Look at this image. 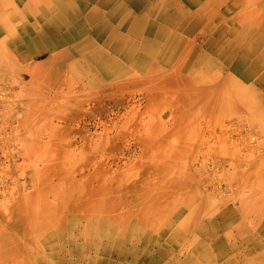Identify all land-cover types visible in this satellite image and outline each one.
Instances as JSON below:
<instances>
[{
    "label": "crops",
    "instance_id": "0c3cea01",
    "mask_svg": "<svg viewBox=\"0 0 264 264\" xmlns=\"http://www.w3.org/2000/svg\"><path fill=\"white\" fill-rule=\"evenodd\" d=\"M9 2L7 10L0 4V53L10 61L0 63V77L27 74L19 127L36 140L54 141V147L27 148L33 159L43 157L38 168L28 164L32 191L15 207L0 201V264H264L260 148L252 149L259 156L243 166L233 187L234 204L206 199L193 184L182 191L173 166L155 188L144 185L133 195L109 183L95 188L76 176L81 159L61 163L73 156L61 147L65 134L56 125L77 121L88 101L84 91L97 89L92 101L120 83L131 65L123 60L110 78L96 71L79 74L77 66L63 63L48 68L52 58H67L66 47L59 48L67 43L82 53L67 51L78 66L84 65L83 54L100 62L94 58L100 53L103 62L122 51L125 57L138 45L133 61L139 72L154 57L156 71L185 69L182 82L203 87L206 107L264 128V0ZM74 25L75 35L66 39ZM51 34L65 40L51 43ZM37 36L42 43H32ZM148 43L156 52L145 54ZM27 66L40 71L29 74ZM52 73L57 74L51 78ZM48 172L60 175L58 182H49Z\"/></svg>",
    "mask_w": 264,
    "mask_h": 264
},
{
    "label": "rangeland",
    "instance_id": "374dc122",
    "mask_svg": "<svg viewBox=\"0 0 264 264\" xmlns=\"http://www.w3.org/2000/svg\"><path fill=\"white\" fill-rule=\"evenodd\" d=\"M76 45L67 43L59 48L82 54ZM150 45L144 44L145 54L156 52ZM57 46L52 45L51 49ZM96 47L106 50L100 44ZM67 51L66 59L52 58L48 68L63 63L73 70L77 66L78 73L85 75L96 68V72L110 78L117 75L123 60L131 65L128 75L117 79L120 83L108 86L105 93L101 91L92 101L90 95L97 89L84 91L83 99L88 101L78 110L77 121L56 125L65 134L61 147L70 149L73 156L61 163L81 159L76 171L78 179H87L95 188L109 183L133 195L144 185L155 188V181L160 180L167 167L173 166L178 169L182 191L193 184L196 194H206V199L236 202L233 187L241 170L259 156L252 149L260 148V157L264 153V128L258 122L221 116L218 107H206L203 87L182 82L185 69L156 71L154 57L139 72L140 67L133 61L138 45L130 53H124L125 57L122 51L113 55V60L101 63L86 59L83 54L85 68L74 63ZM27 70L30 74L39 72L40 68L27 66ZM26 78L25 72L0 77V201L9 207L17 206L32 191L30 177L34 172L27 171L28 164L34 163L32 166L38 168L37 161L43 159L42 156L33 159L26 149L42 144L46 148L54 147V141L36 140L19 127L17 115L25 105V98L19 96ZM44 136L47 137L46 132ZM46 175L49 182L60 179L56 172Z\"/></svg>",
    "mask_w": 264,
    "mask_h": 264
},
{
    "label": "bare ground",
    "instance_id": "6f19581e",
    "mask_svg": "<svg viewBox=\"0 0 264 264\" xmlns=\"http://www.w3.org/2000/svg\"><path fill=\"white\" fill-rule=\"evenodd\" d=\"M212 1V0H211ZM209 2V1H208ZM0 4L2 5V8L3 9H6V7H10L11 8V4H10V2H9V0H0ZM28 5V4H27ZM28 6H30L31 7V5L29 4ZM7 10V9H6ZM32 19V18H31ZM74 27H75V25L74 26H72V30L71 31H69V32H67L66 31V33L64 34V35H67V37H66V39H70L71 37L73 38V36L75 35V29H74ZM25 30V29H24ZM63 35V36H64ZM51 43H58L60 40H62V41H64L65 39H60V38H58V36H57V34H55V35H53V34H51ZM59 40V41H58ZM42 41H43V38H41L40 36H37V37H34V39H33V41H32V43H42ZM128 44V43H127ZM104 56L103 55H101L100 53H97V54H95L94 55V58H95V60L97 61V60H102V58H103ZM105 58V57H104ZM9 60V59H8ZM7 59H6V57H4L1 53H0V63L1 64H6V62H10V61H8ZM105 60V59H104ZM105 61H108V60H105ZM101 63V62H100ZM99 63V64H100ZM106 63V62H105ZM102 66H104V64L102 65ZM101 66V67H102ZM100 69V68H99ZM93 71V70H92ZM95 71V70H94ZM104 71V70H103ZM99 74V73H98ZM108 77V76H107ZM229 114V113H228ZM39 193V192H38ZM39 195V194H38ZM36 197V196H35ZM51 219V218H50ZM35 220V219H34ZM43 221V220H42ZM49 221V220H48ZM41 223V222H40Z\"/></svg>",
    "mask_w": 264,
    "mask_h": 264
}]
</instances>
